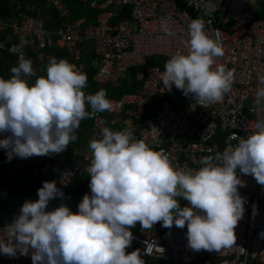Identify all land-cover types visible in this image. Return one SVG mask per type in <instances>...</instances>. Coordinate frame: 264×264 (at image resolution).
I'll list each match as a JSON object with an SVG mask.
<instances>
[{"label":"clouds","instance_id":"clouds-1","mask_svg":"<svg viewBox=\"0 0 264 264\" xmlns=\"http://www.w3.org/2000/svg\"><path fill=\"white\" fill-rule=\"evenodd\" d=\"M169 37L175 33L165 28ZM186 52L173 54L165 62L158 82L163 90L173 86L184 96L207 107L219 103L234 81V69L218 64L223 48L205 32L204 21L193 19L187 26ZM16 54V49L10 50ZM11 76L0 77V148L7 161L14 157L60 154L76 140L75 130L83 119L113 111V103L101 88L85 94L87 75L64 59H49L44 75L36 76L32 61L17 57ZM36 76L34 83L29 79ZM255 103L264 100V75ZM87 106V110H86ZM256 131L236 140L235 147L205 156L199 169H175L161 152L131 133L101 130L90 140V194L82 196L73 212L61 204L45 211L50 201L63 198L55 181H43L35 200H26L19 214L6 225L7 239H0V254L10 258L31 256L32 264H145L141 250L126 253L134 239L131 227L187 229V247L195 252L220 251L234 246V229L243 217L244 186L237 174L251 175L264 186V122ZM178 200L186 205L181 207ZM143 255L156 247L145 240ZM163 251V248H161Z\"/></svg>","mask_w":264,"mask_h":264},{"label":"built area","instance_id":"built-area-1","mask_svg":"<svg viewBox=\"0 0 264 264\" xmlns=\"http://www.w3.org/2000/svg\"><path fill=\"white\" fill-rule=\"evenodd\" d=\"M76 1L98 12L95 24L83 27L68 20L67 6L53 0L52 5L64 18L54 36L76 70L84 72L90 68L97 84L120 92L130 83L131 69L146 66L152 58L166 62L171 55L186 52L183 41L193 19L203 20L206 34L223 48L224 55L215 58L213 69L223 64L235 70L231 89L223 100L204 107L174 86L171 92L163 90L158 80L164 65L149 68L145 75L137 74L139 88L111 100V113L94 115V139L101 137L104 127L112 131L127 129L132 140H143L161 152L175 169H199L202 157L235 147L237 141L231 139L232 133L244 138L256 131L257 123L264 122V100L253 108H245V102H255L260 87L258 76L264 75V0ZM166 27L175 35L167 36ZM5 30L16 39L17 57L32 52L42 58L49 34L39 22L28 17L15 22L0 19V33ZM86 43L92 46L88 62L82 60L81 52ZM0 159L8 163L13 174L29 168L33 175H54L64 188L73 182L87 184L84 194H90V177L83 168L89 163V155L83 157V164L64 163L63 152L27 159L14 157L9 162L5 150L0 148ZM237 174L244 181V186L238 187L244 199V213L234 229V246L218 252H195L187 247L186 227L164 228L159 222L152 229H141L137 222L130 228L134 237L131 245L140 249L144 258L154 260L152 264H204L210 259L221 260L214 264H264V186L251 175L238 170ZM0 239H7L6 227H0ZM145 240L156 246L152 256L143 255ZM0 264L32 262L30 255L10 258L0 254Z\"/></svg>","mask_w":264,"mask_h":264},{"label":"crops","instance_id":"crops-1","mask_svg":"<svg viewBox=\"0 0 264 264\" xmlns=\"http://www.w3.org/2000/svg\"><path fill=\"white\" fill-rule=\"evenodd\" d=\"M53 0H0V19L7 22H15L23 17H28L39 22L43 30L49 34L46 39L45 49L42 52V58L29 52L25 58L32 61V66L36 76L44 75V69L50 58L55 57L57 60L64 59L71 64L67 58L62 44L54 36L55 32L60 27L64 18L58 9L52 5ZM64 3L68 8V20L79 22L83 27L93 26L96 22L98 12L95 10L82 7L76 0H58ZM16 39L9 30L0 33V77L9 78L11 76L10 68L17 64V56L10 52L11 49H16ZM82 60L88 62L92 57V46L86 43L81 48ZM87 75V84L82 91L87 94H94L99 89L103 88L106 91V98L116 100L123 94V89L118 92L109 85H100L93 81V71L90 68L84 70ZM36 76L29 79V83H34ZM87 110V106H86ZM100 113V112H98ZM96 113V114H98ZM105 114V112L100 113ZM93 117L83 119L80 122L79 128L75 130L76 140L69 143V147L63 151L64 163L83 164V157L90 156L88 143L93 140L92 121ZM87 164H83L84 171ZM26 170V169H25ZM86 175L88 173L85 171ZM89 177V176H88Z\"/></svg>","mask_w":264,"mask_h":264},{"label":"trees","instance_id":"trees-1","mask_svg":"<svg viewBox=\"0 0 264 264\" xmlns=\"http://www.w3.org/2000/svg\"><path fill=\"white\" fill-rule=\"evenodd\" d=\"M178 5L182 9H185L181 3L178 2ZM164 64L165 61L163 59L152 58L147 61L146 66L131 69L129 72L130 83L123 88L121 93H130L141 86V82L136 80L137 74L145 75L149 68L163 66ZM53 180L57 184V187L65 194L63 198L70 197L79 202L84 195V189L87 184L73 182L64 188L58 184V180L54 175H33L29 168L21 173L13 174L8 163L0 159V214L16 211L17 207L20 208L24 201L37 199L36 192L42 186V182ZM59 199L50 201L48 205Z\"/></svg>","mask_w":264,"mask_h":264},{"label":"water","instance_id":"water-1","mask_svg":"<svg viewBox=\"0 0 264 264\" xmlns=\"http://www.w3.org/2000/svg\"><path fill=\"white\" fill-rule=\"evenodd\" d=\"M79 202H77L76 200L70 198V197H66V198H61L55 202H53L52 204L46 206L45 211H51L54 210L56 207H59L61 204L68 206L71 210H73L74 212L77 211V204ZM19 214V208L17 207L16 211H11V212H7V213H1L0 214V227H5L6 225L10 224L12 222V220ZM137 249L134 245L129 246L125 251L126 253L131 252L133 250ZM141 258L145 261V263L148 264H152L155 263L154 260L151 259H147L144 258L141 255ZM221 260H217V259H210L209 261H207L204 264H214L216 262H219Z\"/></svg>","mask_w":264,"mask_h":264},{"label":"rangeland","instance_id":"rangeland-1","mask_svg":"<svg viewBox=\"0 0 264 264\" xmlns=\"http://www.w3.org/2000/svg\"><path fill=\"white\" fill-rule=\"evenodd\" d=\"M257 104L254 101H247L245 102V108L249 109V108H253L255 107ZM178 202L180 203V205H186V202L183 200H178Z\"/></svg>","mask_w":264,"mask_h":264}]
</instances>
